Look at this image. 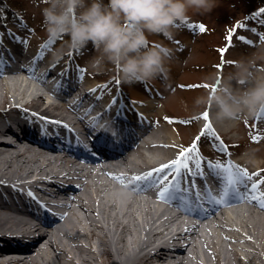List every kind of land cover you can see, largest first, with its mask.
Instances as JSON below:
<instances>
[{
	"label": "bare ground",
	"instance_id": "bare-ground-1",
	"mask_svg": "<svg viewBox=\"0 0 264 264\" xmlns=\"http://www.w3.org/2000/svg\"><path fill=\"white\" fill-rule=\"evenodd\" d=\"M0 41L3 58L9 57L15 64L39 60L46 65L48 74H58L55 69L61 67V56L54 60L51 55L43 57L37 43L25 46L6 32L0 33ZM35 78L25 69L0 71V115L8 117L6 127L0 128V193L14 188L12 191L18 197L0 202V239L3 240L0 241V264H264L261 199H238L230 211L220 206L210 211L205 209L208 215L199 220L195 215L185 218L172 209L155 206L151 199L158 196V188L148 189L145 199L125 189L133 186L132 177L169 164L181 153V150L165 151L171 147L177 149V141L166 126L168 116L149 113L151 103L136 106L150 121V128L141 137L144 145L134 143L126 148L132 152L125 157V165L132 161L135 169L120 165L121 170L111 174L102 167L81 163L75 157L58 155L45 145L19 147L7 142L4 136L12 130V122L20 124L16 119L19 113L28 115L36 125H39L38 119L45 125L43 118L69 125L81 121L73 105L64 98L56 101L40 89ZM112 97L116 98L114 92L101 97L106 109L113 105ZM127 107L121 104L112 115L121 116V108ZM209 120L217 124L210 117ZM207 123L202 121L203 125ZM237 123L225 122L218 124V128L231 130ZM46 129L55 131L50 124ZM53 138L62 139V136ZM238 162L249 174L259 173L254 179L264 177L262 163L248 159H238ZM206 168L204 165L205 176L215 180ZM117 177L127 179L122 183ZM196 181L204 193V180L197 176L195 185ZM49 184L57 186V194L65 193L68 188L73 192L69 199L50 201L46 198ZM191 184L189 177L183 185L190 187ZM260 191H264V185ZM256 195L259 197V191ZM20 200L35 206L45 203L47 213L33 220L28 217L29 212L15 206ZM27 243L23 259L14 257L21 252L8 249H20Z\"/></svg>",
	"mask_w": 264,
	"mask_h": 264
},
{
	"label": "rangeland",
	"instance_id": "rangeland-1",
	"mask_svg": "<svg viewBox=\"0 0 264 264\" xmlns=\"http://www.w3.org/2000/svg\"><path fill=\"white\" fill-rule=\"evenodd\" d=\"M11 2L26 14V21L11 11V15L5 17L4 21L0 20V33L6 32L17 37L25 46L29 43H37L42 49L43 57L51 55L54 60L55 57L61 56V66L71 67L73 75H78L77 66L85 69L83 79L80 80L82 83L96 86V90L101 91L102 94L114 92L117 101L122 95L124 103H127V105L123 103L124 106L131 107L128 103L139 104L138 106L151 103L149 113L152 116L159 114L168 116L165 119L166 126L171 129L177 141V149L171 147L165 151L175 153L176 150H181L182 152L196 142L200 155L206 158L204 162L206 165L209 160L226 163L231 158V160L235 159L233 162L230 160L233 164L242 168L238 159H248L252 163H262L261 168L264 169V119H260V122H256L258 117L254 120L237 121L238 123L231 130L220 129L218 124L216 126L209 120L216 135L207 132L205 135H200L199 133L205 130L206 124H202L203 112L197 115L193 107L195 97L200 95L204 88L195 86L205 85L207 79L217 72L226 73L233 60L255 56L258 68L264 71V40L261 39V35L264 34V12L261 11L264 9V0H215L216 6L210 12L191 14L190 21L180 27L172 41L162 36L150 37L154 41H163L176 51L167 78H157L154 83L127 85L134 87L138 96L143 98L142 101H135V98L129 97L121 87L123 83L119 85L115 83L116 79L112 78V73V75L97 74L88 67V62L97 55L91 44L82 52H69L66 47L67 37L49 38L42 17V8L45 5L41 4L40 0H11ZM104 2L107 3V0ZM4 7L6 10L11 9L7 4ZM192 25H203L205 31L191 27ZM247 27L252 29L248 31ZM229 34H231L230 44ZM220 44L227 49L223 54L220 51ZM20 75L25 74L20 73ZM105 85L107 88L104 87ZM43 88L47 89L44 85ZM112 98L116 104V99ZM256 135L260 138L253 139ZM198 136L199 141L196 139ZM221 142L226 146L225 152L218 150ZM144 150L151 153L148 148ZM125 166L136 168L132 161ZM133 195L137 197L135 193ZM151 202L155 206L158 204L160 208L164 207L156 200L151 199Z\"/></svg>",
	"mask_w": 264,
	"mask_h": 264
},
{
	"label": "clouds",
	"instance_id": "clouds-1",
	"mask_svg": "<svg viewBox=\"0 0 264 264\" xmlns=\"http://www.w3.org/2000/svg\"><path fill=\"white\" fill-rule=\"evenodd\" d=\"M43 25L52 39L67 37L69 52L89 44L97 55L88 67L112 73L126 85L167 78L175 49L150 37L172 41L191 14L210 12L215 0H40ZM193 101L197 115L214 123L254 120L264 116V71L255 56L233 60L229 70L207 79Z\"/></svg>",
	"mask_w": 264,
	"mask_h": 264
},
{
	"label": "snow or ice",
	"instance_id": "snow-or-ice-1",
	"mask_svg": "<svg viewBox=\"0 0 264 264\" xmlns=\"http://www.w3.org/2000/svg\"><path fill=\"white\" fill-rule=\"evenodd\" d=\"M264 12V9L261 10ZM191 27H198L200 31H205L203 25H192ZM255 31V29H253ZM241 39H244L241 37ZM261 39L264 40V34L261 35ZM229 44L231 43V34L228 36ZM2 43V41H0ZM227 51V49H221V53ZM71 55V54H70ZM42 58V56L40 57ZM5 63L3 60L2 53H0V64ZM35 65V61L33 62ZM32 71L35 69L33 67ZM79 79L82 80L85 69L79 68L77 66ZM65 73L62 72L61 76H64ZM115 83L119 85V81L115 80ZM207 87V85H197L195 87ZM107 88V85L104 86ZM95 91V90H93ZM99 99V97H98ZM115 104V101H113ZM91 112V109L88 110ZM205 121H208L206 124L205 130L201 132L200 135H205V132L210 135L215 136V130L212 128V125L209 121L208 113H203L202 117ZM45 125L42 128H46V125L52 123H60L58 121H49L47 118H43ZM167 119V118H166ZM258 119H264V116L258 117ZM174 122V121H169ZM97 123V120H93V126ZM187 123V121H183ZM65 127H67L65 125ZM251 135V133H250ZM199 136L196 138L199 141ZM259 135L253 136V139H259ZM98 142L102 143L106 138L98 137ZM218 139V137H217ZM219 151L225 152L226 146L221 142V146L218 148ZM204 157L200 155L198 144L194 142L189 148L183 150L180 153V156L172 160L169 164L162 165L160 168L154 169L151 172L145 173L142 176H134L131 178L135 182L137 190L146 191L150 188H158V198L162 201L169 203H177V206H184L190 204L192 190L196 188L195 178L199 176L205 182L204 193L201 194L199 190H196V199L199 200L201 197H206L208 200L216 202L218 199L222 203H229L231 199L239 200H257L261 199V207H264V191H260L261 185H264V177L259 180L254 179V176H258L259 173L249 174L246 169H242L239 166L233 164L230 160L226 163H221L220 161H207V168L209 172L219 181L220 183V196L217 197L213 194L210 187L207 185V179L204 173ZM167 170V171H166ZM172 177V180L169 182V177ZM192 178V184L190 187H183V184L187 183L188 178ZM123 183L127 178L117 177ZM259 191V197L256 193ZM29 196L35 198V194L29 192Z\"/></svg>",
	"mask_w": 264,
	"mask_h": 264
},
{
	"label": "trees",
	"instance_id": "trees-1",
	"mask_svg": "<svg viewBox=\"0 0 264 264\" xmlns=\"http://www.w3.org/2000/svg\"><path fill=\"white\" fill-rule=\"evenodd\" d=\"M11 0H0V11L3 13L4 12V5L7 4L10 8L18 9L16 6H13L11 4ZM12 5V6H11ZM20 10V9H19Z\"/></svg>",
	"mask_w": 264,
	"mask_h": 264
}]
</instances>
